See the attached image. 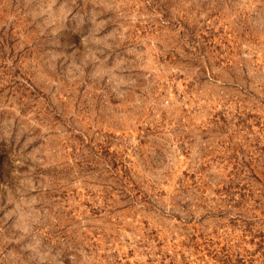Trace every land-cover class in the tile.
<instances>
[{"label": "rangeland", "instance_id": "1", "mask_svg": "<svg viewBox=\"0 0 264 264\" xmlns=\"http://www.w3.org/2000/svg\"><path fill=\"white\" fill-rule=\"evenodd\" d=\"M0 264H264V0H0Z\"/></svg>", "mask_w": 264, "mask_h": 264}]
</instances>
